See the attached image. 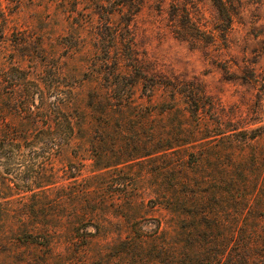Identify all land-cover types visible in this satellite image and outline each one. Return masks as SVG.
<instances>
[{
  "label": "rangeland",
  "instance_id": "1",
  "mask_svg": "<svg viewBox=\"0 0 264 264\" xmlns=\"http://www.w3.org/2000/svg\"><path fill=\"white\" fill-rule=\"evenodd\" d=\"M113 62L122 65L126 77L112 73ZM101 64L110 71L100 72ZM12 78L19 83L18 94L26 93L24 86L36 93L30 108L41 106L42 114L63 96L80 100L74 138L52 158L60 178L50 188L67 194L99 189L104 176L98 174L107 170L116 203L97 209L95 221L114 225V235L119 228L127 232L134 221L146 232L162 222L167 215L151 200L150 179L159 170L175 174L163 166L189 152L194 160L203 140L210 154L218 150L209 162H225L224 134L232 135L237 159L255 162L252 204L264 209V0H0L3 98ZM113 82L120 83L112 101L117 105L122 95L129 98L127 106L104 115L86 105ZM174 88L202 90L203 105L196 112L184 105L163 107ZM0 114L3 130L20 124L4 100ZM105 118L109 125L103 129ZM48 123L41 117L38 128ZM175 138L198 141L185 150ZM109 139L115 143L105 145ZM104 148L108 151L102 153ZM10 150L15 155L0 159V177H12L6 194L9 206H16L34 189L29 181L34 154L36 162H48L57 147L23 143L2 152ZM103 162L110 167L100 169ZM128 198L136 204L129 205Z\"/></svg>",
  "mask_w": 264,
  "mask_h": 264
},
{
  "label": "trees",
  "instance_id": "2",
  "mask_svg": "<svg viewBox=\"0 0 264 264\" xmlns=\"http://www.w3.org/2000/svg\"><path fill=\"white\" fill-rule=\"evenodd\" d=\"M128 1L133 4L137 0ZM135 9L136 6L131 10ZM121 67L119 62H113L111 71L126 77ZM99 69L110 71L107 64H101ZM10 80V92L4 98L0 96V113L4 100L6 106L15 110L20 124L3 130L0 122V159L15 155L12 150L3 154L4 147H20L23 143L33 146L41 142L57 147V151L50 153L49 161L44 163L36 162L34 154L30 168L33 176L29 180L34 189L16 206H9L10 195L6 194L11 189L12 177L1 175L0 264H264V209L252 204L256 164L234 156L231 134H224L226 139L222 142L225 162H209V156L218 150L210 154L203 140L201 152L194 160L191 158L195 154L189 152L187 157L163 166L173 169L175 174L169 176L159 170L150 179L151 200L167 215L162 222L157 220L153 230L142 231L134 221L127 232L119 228L114 235L111 231L114 225L95 221L97 209L116 203V194L108 190L107 170L98 174L104 176L98 182L99 189L67 194L62 189L50 188L60 178L52 158L60 156L61 146L74 138L78 123L75 113L82 107L80 100L63 96L50 101L47 113L42 114L43 107L36 106V111L30 108L36 105V93L24 86L21 90L26 89V93L22 96L17 91L20 90L17 80ZM118 83H109L104 91L97 90L86 105L104 115L116 107L127 106L129 98L119 95L120 102L116 105L110 96ZM173 90L166 104L169 106L162 104L163 107L177 110L184 105L196 112L204 103L202 90L197 93ZM39 104L45 105L46 100L40 97ZM41 117H47L49 122L44 128H38ZM105 119L100 123L103 129L109 125ZM25 122L29 127L24 126ZM188 135L196 137L195 132ZM257 137L259 134L249 138ZM107 141L115 143L109 139L105 145ZM175 141L187 150V145L198 140L175 138ZM164 147L167 150L174 146ZM106 151L108 148L102 153ZM100 165V169H107L111 164ZM132 201L126 200L129 205L136 204Z\"/></svg>",
  "mask_w": 264,
  "mask_h": 264
}]
</instances>
